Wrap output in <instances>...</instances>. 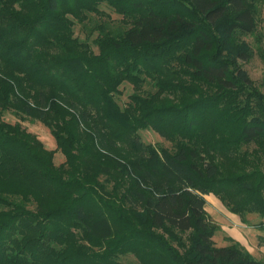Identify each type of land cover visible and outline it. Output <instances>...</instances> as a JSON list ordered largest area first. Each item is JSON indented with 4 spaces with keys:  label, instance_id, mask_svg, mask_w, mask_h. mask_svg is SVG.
Masks as SVG:
<instances>
[{
    "label": "trees",
    "instance_id": "obj_1",
    "mask_svg": "<svg viewBox=\"0 0 264 264\" xmlns=\"http://www.w3.org/2000/svg\"><path fill=\"white\" fill-rule=\"evenodd\" d=\"M157 1L0 0V264H115L116 251L148 253V264H264L232 239L216 245L218 227L205 199L215 193L244 222L248 214L264 217V172H245L254 164L264 168V94L238 63L253 57L242 40L256 34L264 0ZM104 2L131 27L96 40L99 55L74 54L85 46L73 38L71 17L99 15ZM172 61L215 95L184 107L135 100L119 106L115 95L124 82L162 77ZM9 110L50 127L64 165L78 175L66 179L53 152H41L19 123L5 122ZM147 128L175 150L145 144L139 131ZM93 143L125 154L114 169L134 176L131 210L142 206L145 223L167 232L182 253L154 233L117 238L121 217L100 196L111 197L109 180L83 179L86 172H110L83 164L81 153ZM219 160L228 163L224 170ZM92 244L128 245L97 253Z\"/></svg>",
    "mask_w": 264,
    "mask_h": 264
},
{
    "label": "rangeland",
    "instance_id": "obj_2",
    "mask_svg": "<svg viewBox=\"0 0 264 264\" xmlns=\"http://www.w3.org/2000/svg\"><path fill=\"white\" fill-rule=\"evenodd\" d=\"M157 2L161 3L160 0ZM97 9L99 15L82 11V13L84 14L82 18L76 19L74 17H71V20L74 22V26L72 27L73 38L77 39L80 45L85 46L81 49L79 48L74 53L76 55H88L91 53L94 55H99L101 51L98 45L95 43L96 40H99L100 37H102L103 39L105 37V33H110V35L113 37L118 36L123 31L131 27V24L124 20V16L116 13L115 9L108 3H101ZM260 11V18L257 23L258 26L256 34L243 37L242 40L243 43H245L252 49L253 57L248 61H239L238 63L244 70L248 72L251 80L253 81L254 87L264 94V5ZM85 17H87V19H85ZM183 51L184 49H181L180 51H177V54H183ZM212 54L213 52H209V56ZM165 69L167 73H165V75L162 77H156L155 80L142 75L141 80H143V82L139 85L133 84L128 81L124 82L119 87V93L115 95L116 101L119 106L123 109L129 108L130 104H133V102L136 101L147 105L150 104L153 107H184L195 102L196 100L211 98L215 95L216 89H214L213 86L209 85L203 80H198L193 77L191 75L190 69L180 63V61L178 63H176V61H172L171 64L165 67ZM135 97L140 98V100L137 101ZM30 102L32 104H36V102H34L33 100H31ZM131 111L133 112L135 117L141 116V114L135 111L133 108H131ZM68 118L70 119V117ZM3 120L8 124L19 123L26 131V133L31 136L32 140L37 144L41 152L43 151V149L48 152H53V163L57 167L63 165V169L66 171V179H70L72 176L78 175L77 171L73 169V166L64 165L66 163V158L63 155L62 151L58 148L57 142L50 127L36 118L29 117L15 110H9L5 112L3 115ZM79 132L83 137L84 142L90 141V134L84 126L79 125ZM139 134L145 144L152 145V147L156 150H175L173 141L163 138L151 128L140 130ZM40 144L42 145V148H40ZM77 154L80 155V151H78ZM81 154L83 155V157L80 155L81 160L85 166H106L110 170L108 175L102 174L100 171L95 173L86 172L83 179L85 182H94L95 180H97L101 184L104 181L106 182L107 180H109V189L106 190H112L110 192L111 197H107L104 194H100V196L101 198H103V200H105V202L110 205L111 208L115 209L121 217V222L123 224L119 228L120 232L117 234V238L125 236L127 234L138 235L141 236L140 238H142L143 236H148L149 234L154 233L164 238L167 241L166 243L170 244L174 249H177L181 253L183 252V249L180 247L179 243L172 240L167 232L151 228L148 223H145L143 214L144 210L142 206L138 208L135 214L134 211L131 210L128 202L130 199L133 200L134 198V193H131L135 190L134 176L120 171L119 169H114L116 160L119 159L120 156H124L125 154L121 153L119 155L118 151H116L115 153H107L101 150V148H99L96 143H93V146L90 147L89 150ZM218 163L223 170L228 164L223 160H219ZM245 168V172H253L256 170L264 172V168L259 164H254L250 167ZM222 174L228 175L229 173L224 172ZM114 194H118L122 197L126 195L129 199L128 201L117 200L114 198ZM205 199L207 202L206 212L210 216L213 224L218 227V230L216 231L214 236L216 245L222 246L225 245L224 243L229 244V241L225 240V237L222 234V229L219 223L209 213H214V205H211L212 201L215 202L216 200H218L224 205L226 209L227 207L220 199V197L215 193H210L209 195L205 196ZM30 209L34 210L35 205H31ZM183 239L184 242L188 244L187 240H189V237L187 234L183 235ZM86 245L90 246L89 244ZM127 245L128 244H111V246L109 245V247L108 245L96 244L95 246V244H92V246H95L94 250L97 253L106 252L108 250V247L111 248L113 246H118L119 249L123 248L124 250H126L125 248ZM144 246L145 248H149L152 247L153 244L150 246H146V244H144ZM114 255H116L115 264H148L147 259H145L148 253L144 254L145 257L142 256V258L139 255L128 251H116Z\"/></svg>",
    "mask_w": 264,
    "mask_h": 264
},
{
    "label": "crops",
    "instance_id": "obj_3",
    "mask_svg": "<svg viewBox=\"0 0 264 264\" xmlns=\"http://www.w3.org/2000/svg\"><path fill=\"white\" fill-rule=\"evenodd\" d=\"M211 205H214V213H209L219 223L225 240L239 242L254 257L264 260V243H260V238H264V217L248 214L244 222L238 215L230 213L218 200L212 201ZM224 244L222 246L228 245Z\"/></svg>",
    "mask_w": 264,
    "mask_h": 264
}]
</instances>
